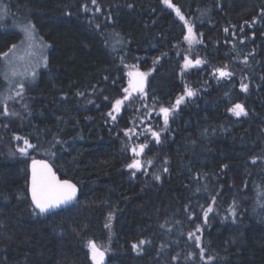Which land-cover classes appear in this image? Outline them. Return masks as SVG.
I'll return each mask as SVG.
<instances>
[{
	"label": "trees",
	"instance_id": "1",
	"mask_svg": "<svg viewBox=\"0 0 264 264\" xmlns=\"http://www.w3.org/2000/svg\"><path fill=\"white\" fill-rule=\"evenodd\" d=\"M1 5L51 50L23 90L0 56V264H96L90 242L101 264H264V0ZM11 26L0 21V53L22 38ZM36 158L81 187L76 203L35 210Z\"/></svg>",
	"mask_w": 264,
	"mask_h": 264
},
{
	"label": "snow or ice",
	"instance_id": "2",
	"mask_svg": "<svg viewBox=\"0 0 264 264\" xmlns=\"http://www.w3.org/2000/svg\"><path fill=\"white\" fill-rule=\"evenodd\" d=\"M93 3L96 2V0H92ZM165 3H169V0H165ZM177 12L179 14V9H177ZM184 17L181 15V19ZM35 26L31 24V22H28L25 24L22 28V32L25 36V40L21 42V45H27L28 48H31L33 45V41L35 40ZM189 33H192V29L189 28ZM185 39H189V37H185ZM17 49L16 45H12L11 48H9L8 52L0 53V56H2L6 61L9 59L10 53H15ZM15 59L20 60L23 59V57H15ZM186 58V65L187 63H190ZM195 64L199 65L202 63L199 59H197ZM12 62L9 61V72L5 73V79L11 82L12 78L20 75V76H32L34 78L35 73L34 72H18L15 67L11 66ZM219 75L221 77L230 76L231 73L226 71L225 68L218 69ZM131 75V74H130ZM141 76V79H139L137 82H135L132 85L133 90L143 91V74H139ZM19 87L21 90H23V83L19 84ZM245 89L247 88V85L243 86ZM127 92L128 89H125ZM20 93H17L19 95ZM186 95L188 97H191L195 95V93L191 90L186 92ZM122 103V101L118 100L116 101L117 110L118 106ZM180 101H177V104H179ZM174 109H166L162 108L161 112L164 113V122L167 124L168 117L171 111ZM5 113L7 112V107L5 105L4 108ZM232 111L235 113V115L239 116L241 114H247L246 111L243 108V105H236ZM153 135L159 139V133H153ZM19 139V138H18ZM24 143L27 145L26 148H21L19 151L21 153H26L27 148L34 147L33 145L29 144L28 141H24ZM144 145L140 146V150L143 151ZM133 152L136 151V149H132ZM130 168H137L139 169L141 167V164L139 161H133L132 164L128 165ZM159 177H157L158 179ZM31 194H32V201L36 208L40 210L41 213H46L50 210H53L55 208H59L61 205H67L70 202H72L75 199L76 195V186L74 184H71L69 181H58L55 178L54 173L51 172L50 166L44 162V161H36L33 160L32 162V181H31ZM258 195L264 196V190L258 189ZM212 209L209 208L208 211H211ZM207 214H205L206 217ZM191 235V234H190ZM199 238L197 237V240ZM145 243L144 241H141L140 244ZM91 250H92V259L96 262V264H101V261L104 257V252L100 251L94 242H90L89 244ZM134 248H139V245H134ZM201 255H203V250H201ZM211 260L212 258L209 257Z\"/></svg>",
	"mask_w": 264,
	"mask_h": 264
},
{
	"label": "rangeland",
	"instance_id": "3",
	"mask_svg": "<svg viewBox=\"0 0 264 264\" xmlns=\"http://www.w3.org/2000/svg\"><path fill=\"white\" fill-rule=\"evenodd\" d=\"M4 6H0V21H8L11 22V28H17V30L21 33L22 38L13 45L17 46V49L15 53H10L9 59L6 61L4 58V65L2 68V77L5 79V73L9 72V61L12 62L11 66L15 67L18 72H34L35 76L34 78L32 76H20L17 75L12 78L11 82L5 79V81L8 84V89H14V87L19 86L20 83H29L34 82L38 79L39 74L42 70L46 69L49 62V55L51 50V44L44 40L42 36L39 34L37 28L35 27V40L33 41V45L31 48H28L27 45L22 46L21 42L25 40V36L22 32V28L25 24L28 22H31V24L34 25V22L30 19H23L21 15L18 14H12L11 12L5 13ZM1 14L3 17H1ZM14 15V16H13ZM35 26V25H34ZM8 52V51H7ZM23 57V59L17 60L15 57ZM197 65V64H195ZM133 75H138L137 73H134ZM139 79H141V76H139ZM138 79V80H139ZM138 80H135L137 82ZM134 82V83H135ZM132 81L130 83V90L134 91L135 93H140L141 91L133 90L132 85L134 84ZM11 90H9L10 92ZM11 93V92H10ZM9 93V94H10ZM164 117V115H163ZM170 117V114H169ZM168 117V118H169ZM149 129V127H147ZM155 133V132H153ZM142 144L139 142H134L132 145H130V151L133 153L132 163L133 161H139L141 164V167L138 169H142L144 167V164L142 161L145 159L142 157L143 152H145V148H143V151L140 150V146ZM132 149H136L135 152L132 151ZM137 169V168H136Z\"/></svg>",
	"mask_w": 264,
	"mask_h": 264
},
{
	"label": "water",
	"instance_id": "4",
	"mask_svg": "<svg viewBox=\"0 0 264 264\" xmlns=\"http://www.w3.org/2000/svg\"><path fill=\"white\" fill-rule=\"evenodd\" d=\"M33 160H36V161H44V162H46V163L50 166V168H51V172L54 173L56 180H58V181H69L71 184H74V185L76 186V195H75V199H74L72 202H70L69 204H67V205H61L59 208H55V209L50 210V211H48V212H46V213H41L40 210H39L38 208L35 207V205H34V203H33V201H32V194H31V181H32V162H33ZM33 160H32L31 163H30V178H29V187H28V189H29L30 200H31V202H32V204H33V207L35 208V210H36L38 213H40V214H50V213H52L53 211H57V210H60V209L67 208V207L73 205L74 203H76V202L78 201V199H79V197H80V193H81V187H80L75 181L70 180V179H63V178H61V177L59 176V174L56 172V170L54 169L53 165L51 164V162H50L49 160L44 159V158H36V159H33Z\"/></svg>",
	"mask_w": 264,
	"mask_h": 264
}]
</instances>
